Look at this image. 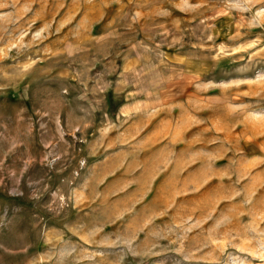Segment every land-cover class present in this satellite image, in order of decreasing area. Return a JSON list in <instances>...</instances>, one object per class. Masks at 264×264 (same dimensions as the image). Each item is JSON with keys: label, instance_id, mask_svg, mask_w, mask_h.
<instances>
[{"label": "rangeland", "instance_id": "rangeland-1", "mask_svg": "<svg viewBox=\"0 0 264 264\" xmlns=\"http://www.w3.org/2000/svg\"><path fill=\"white\" fill-rule=\"evenodd\" d=\"M0 264H264V0H0Z\"/></svg>", "mask_w": 264, "mask_h": 264}]
</instances>
